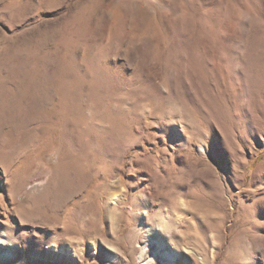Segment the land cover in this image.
Instances as JSON below:
<instances>
[{
  "label": "rangeland",
  "instance_id": "obj_1",
  "mask_svg": "<svg viewBox=\"0 0 264 264\" xmlns=\"http://www.w3.org/2000/svg\"><path fill=\"white\" fill-rule=\"evenodd\" d=\"M169 262L264 264V0H0V264Z\"/></svg>",
  "mask_w": 264,
  "mask_h": 264
},
{
  "label": "bare ground",
  "instance_id": "obj_2",
  "mask_svg": "<svg viewBox=\"0 0 264 264\" xmlns=\"http://www.w3.org/2000/svg\"><path fill=\"white\" fill-rule=\"evenodd\" d=\"M110 188V187H109ZM109 190V189H108ZM111 190V189H110ZM172 191V194L170 195V197H171V202L173 203L172 204V207H173V211L174 210H177V208H178V206H179V203H178V196H177V194L179 193V192H177V189H172L171 190ZM106 192H107V190H106ZM114 192V191H113ZM112 195V194H111ZM114 201V200H113ZM168 217V216H167ZM165 219V223H170V222H167L168 220H167V218H164ZM171 224V223H170ZM173 225V224H172ZM96 229V228H95ZM158 244L160 245V246H163V244L161 243V242H158ZM167 256V254H163V259L165 258ZM161 257V258H162ZM144 264V263H143ZM168 264H172V262H169Z\"/></svg>",
  "mask_w": 264,
  "mask_h": 264
}]
</instances>
